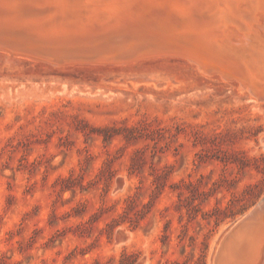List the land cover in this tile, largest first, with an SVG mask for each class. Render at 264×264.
<instances>
[{"label":"rangeland","instance_id":"374dc122","mask_svg":"<svg viewBox=\"0 0 264 264\" xmlns=\"http://www.w3.org/2000/svg\"><path fill=\"white\" fill-rule=\"evenodd\" d=\"M177 57L0 55V264H215L264 198V102ZM164 64L195 81L108 76Z\"/></svg>","mask_w":264,"mask_h":264},{"label":"bare ground","instance_id":"6f19581e","mask_svg":"<svg viewBox=\"0 0 264 264\" xmlns=\"http://www.w3.org/2000/svg\"><path fill=\"white\" fill-rule=\"evenodd\" d=\"M174 54L237 80L239 89L242 80L264 102V0H0V55L3 65L15 62L9 69L24 62L18 57L68 68ZM149 73L170 80L169 90L184 84ZM128 83L165 89L151 79L113 77L114 85ZM227 236L217 264H264V206Z\"/></svg>","mask_w":264,"mask_h":264},{"label":"water","instance_id":"95a60500","mask_svg":"<svg viewBox=\"0 0 264 264\" xmlns=\"http://www.w3.org/2000/svg\"><path fill=\"white\" fill-rule=\"evenodd\" d=\"M170 52V51H169ZM179 57L177 58H182L184 60V62H186L187 64H189L191 67H194V61H192L190 58L186 59L184 55H178ZM167 57V56H166ZM170 57V56H168ZM174 58V57H172ZM158 70V73L159 74H171V73H176L179 75L178 73V70L179 69H170L169 67H167V65L164 64V66L162 68H159L157 67L156 68V71ZM189 70H193V69H189ZM151 70H139V71H136V72H128V71H124L123 73H121V71H118L116 72V74H113V73H109L108 76L109 77H117V78H127L129 80H139V79H145V80H148L149 77L152 75L150 74ZM195 72V71H194ZM204 72V71H203ZM196 73V72H195ZM203 74H207V72H204ZM103 76H106V74H103ZM180 76V75H179ZM209 76V74H208ZM181 77V76H180ZM182 81H185L186 85L187 86H190L194 81H195V78L194 79H186L184 77H181L180 78ZM177 82V81H175ZM238 82H240L242 84L241 86V89H244L243 87V81L242 80H239ZM264 206V203H259L255 208H253L249 213H247L242 219H240L237 224L234 226V228L232 229V231L229 233L232 234L233 232H235V230H237L239 227H241L242 225H244L245 223L253 220L256 215H258V213L260 212V209ZM122 236H126V233L122 232ZM216 262H217V259H216ZM215 262V264H217Z\"/></svg>","mask_w":264,"mask_h":264},{"label":"trees","instance_id":"16d2710c","mask_svg":"<svg viewBox=\"0 0 264 264\" xmlns=\"http://www.w3.org/2000/svg\"><path fill=\"white\" fill-rule=\"evenodd\" d=\"M67 189V188H66Z\"/></svg>","mask_w":264,"mask_h":264}]
</instances>
